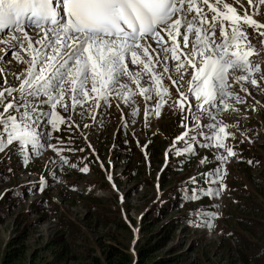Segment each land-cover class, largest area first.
<instances>
[{
  "label": "rangeland",
  "instance_id": "1",
  "mask_svg": "<svg viewBox=\"0 0 264 264\" xmlns=\"http://www.w3.org/2000/svg\"><path fill=\"white\" fill-rule=\"evenodd\" d=\"M242 2L248 6L247 0ZM234 6L243 12L239 4ZM255 17L264 24V7ZM243 27L253 46L261 49L251 59L260 64L264 73V48L259 35L264 27L258 31L247 25ZM21 55L27 58L26 53ZM0 56L11 60L8 67L12 73H20L26 67L12 59L11 52L8 55L0 52ZM169 62V72L163 73L162 66L155 69L157 75L162 74L163 85L171 94V98L165 96L167 104L159 119L155 115L145 119V109L154 108L157 102L155 93H149L153 99L147 101L125 77L134 96L131 103L113 97L110 107L94 109L95 101H92L75 112L71 108L69 112L56 109L65 117L71 115L75 121L72 127L62 124L59 131H52L47 143L54 145L56 151L45 148L27 164L15 144L0 152V264H6L3 257L10 243L11 247L24 250V257L11 264H44L58 250L53 245L58 240L70 247L63 264H91L89 255L99 260L96 264H107L105 250L111 246L132 258L128 264H135L137 248L147 239L166 240L167 233L162 228L165 223H170L168 227L172 226L173 232L156 254L159 257L181 248L187 262L194 264H247L251 254L264 245L262 73L250 77L257 80L258 86L229 81L232 86L228 90L235 94L227 100L231 107L216 111V115L222 124L229 125L226 131L232 136L224 138V144L236 155L228 156L221 165L216 156H227V152L202 147L203 137L198 136V141L192 142L195 155L182 158L173 150L175 138L185 128L180 126L181 112L173 105L178 93L167 77H176L177 73L175 62ZM141 67L129 64V71L135 73ZM192 74L193 69L186 67L179 85L181 92H187ZM7 79L16 86L20 83L14 76ZM3 83L4 77H0V85ZM141 83L151 87V76L145 74ZM236 96L244 103L238 104ZM189 98L196 103L190 93ZM134 111L138 114L133 115ZM201 116L203 124L211 123ZM184 146L183 142L175 145ZM62 157L69 163L63 164ZM204 158L207 163L202 164ZM72 164L76 167H71ZM209 166L214 170L205 175L204 169ZM221 166L226 175L219 184H211L212 179H217L215 169ZM85 167L89 169L87 173L81 171ZM41 177L47 182L43 191L39 190ZM191 177H196L197 183H190ZM220 184L225 187L218 197L205 196L196 203L185 201L189 189L218 188ZM202 206L218 214L212 221L214 227H207L206 218L194 215ZM185 219L187 224L183 223ZM246 247L250 249L245 251ZM72 254L77 257L73 258ZM149 263L147 260L145 264Z\"/></svg>",
  "mask_w": 264,
  "mask_h": 264
},
{
  "label": "snow or ice",
  "instance_id": "2",
  "mask_svg": "<svg viewBox=\"0 0 264 264\" xmlns=\"http://www.w3.org/2000/svg\"><path fill=\"white\" fill-rule=\"evenodd\" d=\"M261 5L264 0H248L247 7L242 0H0V45H4L0 52H11L12 59L26 65L22 72L12 73L8 67L11 60L0 56V77H4L0 85V152L15 144L27 164L45 148L56 151L47 143L52 131H59V125L72 127L75 123L71 115L65 117L56 109L75 112L92 101L94 109L110 107L113 97L131 103L134 96L125 77L147 101L153 99L149 93H155L157 102L154 108L145 109V119L151 115L159 119L167 104L165 96L171 98V94L155 69L162 66V72L167 73V63L173 61L177 76L167 79L176 87L178 98L173 105L181 112L180 126L185 128L175 138L173 150L177 156L195 155L192 142L203 137L202 147L227 152V156H216L223 165L236 153L224 144V138L232 134L226 131L229 125L217 119L216 111L231 107L227 100L235 94L228 90L230 79L258 86L250 77L262 69L251 57L259 55L261 49L253 46L243 26L254 31L264 27L254 18ZM208 12L214 15L209 17ZM259 35L264 36V32ZM260 43L264 48V40ZM129 64L142 66L141 70L133 73ZM186 67L192 68L193 74L187 92H181ZM145 74L151 76V87L141 83ZM8 76H14L19 85L11 84ZM260 78L264 79V73ZM236 102L244 103L239 96ZM201 114L211 123L203 124ZM179 142L185 146L176 148ZM61 159L63 164L69 163ZM201 163H207V158ZM88 170L81 169L84 173ZM215 175L217 179L211 184H219L226 171L218 167ZM189 182L197 183L196 177ZM46 186L41 177L39 190ZM224 187L189 189L185 201L218 197ZM194 215L206 218V226L212 228L218 214L202 206Z\"/></svg>",
  "mask_w": 264,
  "mask_h": 264
},
{
  "label": "trees",
  "instance_id": "3",
  "mask_svg": "<svg viewBox=\"0 0 264 264\" xmlns=\"http://www.w3.org/2000/svg\"><path fill=\"white\" fill-rule=\"evenodd\" d=\"M181 157L186 158V156H181ZM181 157L180 159H182ZM212 170H214V167L210 168V166L207 169H204V171L207 174H211ZM203 203L204 201L202 202V204ZM177 206H179V204H177ZM1 211L2 209L0 210V214H1ZM155 212H153V214H155ZM183 223L187 224L188 222L185 219ZM168 225H170V223H165L162 226L163 232L167 233V235L164 236L166 240L163 241V239L162 240L161 239H152V240L147 239L143 245L137 248L135 264H145L147 260H150L149 264H194V263L187 262L186 255L181 248L177 249V251L172 254L169 253L166 255H162L161 257H159V255H156L159 251H161V249L163 248V245H165V243H167L168 240L171 239L173 227L172 226L168 227ZM53 245H56L58 250L59 249L60 250L58 251L55 249L53 258L51 260L46 261L44 264H63V261L66 260L68 256L67 249L70 247H68V245L65 244L64 241L62 240H58L54 242ZM11 246H12V243H10L7 246V249L3 257V261L6 264H11L13 263V261L20 260L24 257L23 248L19 249V248L11 247ZM49 246L50 245H48V247ZM249 249L250 248H247V247L244 248L245 251H248ZM153 255H156V257H154ZM71 256H73V258L77 257V256H74V254H72ZM87 259H92L91 264L99 263V260L94 256L91 257L89 255ZM105 259L107 260V264H112L113 261H114L113 264H128L129 260L132 261V258H130V256L122 253L121 251L119 252V250H117V248L114 246H111L110 248H107L105 250ZM247 264H264V245L259 247V249H257V252L254 251V253L251 254L250 261Z\"/></svg>",
  "mask_w": 264,
  "mask_h": 264
},
{
  "label": "bare ground",
  "instance_id": "4",
  "mask_svg": "<svg viewBox=\"0 0 264 264\" xmlns=\"http://www.w3.org/2000/svg\"><path fill=\"white\" fill-rule=\"evenodd\" d=\"M247 1H248V0H247ZM231 2H232V0H231ZM242 3L244 4V2H242ZM262 7H264V5H261V6H260V9H262ZM254 18L257 19L256 17H254ZM257 20L259 21V19H257ZM168 65L171 66V65H170V62L167 63V66H168ZM160 69H162V68H160Z\"/></svg>",
  "mask_w": 264,
  "mask_h": 264
}]
</instances>
